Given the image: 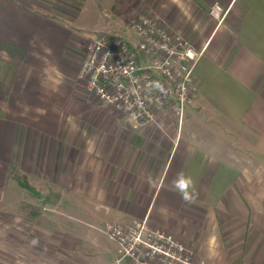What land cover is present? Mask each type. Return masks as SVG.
I'll return each mask as SVG.
<instances>
[{
	"label": "crops",
	"instance_id": "1",
	"mask_svg": "<svg viewBox=\"0 0 264 264\" xmlns=\"http://www.w3.org/2000/svg\"><path fill=\"white\" fill-rule=\"evenodd\" d=\"M96 2L108 6L113 26L152 16L202 50L196 90L179 126L168 112L152 124L121 123L113 109L114 123L65 125L63 111H94L66 77L75 64L71 31L25 0H0V57L13 62L0 67V111L38 117L30 122L28 112L27 122L7 124L0 117V179L5 156L17 167L26 160L30 178L54 181L57 195L73 194L83 214L74 216L77 231L62 220L30 221L26 241L12 237V264H114L118 246L103 224L140 219L195 258L219 260L207 246L223 242L236 264H264V0ZM214 3L226 9L219 24L208 14ZM21 126L28 134L20 151Z\"/></svg>",
	"mask_w": 264,
	"mask_h": 264
},
{
	"label": "built area",
	"instance_id": "2",
	"mask_svg": "<svg viewBox=\"0 0 264 264\" xmlns=\"http://www.w3.org/2000/svg\"><path fill=\"white\" fill-rule=\"evenodd\" d=\"M208 14L219 24L226 9L214 3ZM126 25L130 38L99 33L88 41L79 69L86 94L130 123H156L168 112L179 126L196 90L192 71L202 50L152 16L128 18ZM102 231L118 246L114 264H216L195 258L187 244L146 219L105 223Z\"/></svg>",
	"mask_w": 264,
	"mask_h": 264
},
{
	"label": "rangeland",
	"instance_id": "3",
	"mask_svg": "<svg viewBox=\"0 0 264 264\" xmlns=\"http://www.w3.org/2000/svg\"><path fill=\"white\" fill-rule=\"evenodd\" d=\"M25 1L35 6V8L42 10L46 19L50 22L71 31L73 35L71 54H73L72 57L75 64L71 68H66V77L74 81V83H77L75 88L79 93H82L83 97L90 99L85 92L84 81L79 78V69L84 58L86 45L90 38L99 33H116V35L130 38L129 34H126L125 32L127 31V17H121L120 20L114 24L115 26H113L114 21L110 20L111 11L107 9L108 6L106 4H99L96 0ZM115 28L116 30H114ZM11 60L12 59L7 56H4V58L0 57V67L2 62L5 66L7 64H12L13 62ZM0 86L2 87L1 83ZM86 105L87 109L94 108V111H79V114H75L74 117L71 115V111H63L59 120L65 125L74 123L79 124L81 122L91 123L97 122L98 120L101 121V119H111L112 123L116 122L114 118H112L113 110L111 108H101L99 104L96 103L95 105L94 101L93 104L89 103ZM28 112L29 117L27 115ZM32 112L33 111H23V113L22 111H0V117L4 119L5 124H7L8 121L12 122V118H14L15 121L24 119V122H27V117L30 119V122H32L33 119L38 122V117H34ZM13 114H15V116H13ZM168 115L171 117V120L174 119L170 113H168ZM174 120L171 122L178 124V122H174ZM127 122L124 118L121 119V123ZM27 130L28 129L25 126L17 128L15 146L20 142V151L23 150V143H25L28 134ZM19 149L17 147L16 152ZM5 157L7 158V161L3 164L4 179H0V264H12L16 257L15 255L13 256L16 245L13 244L12 237L19 236L26 241L30 221L62 220L64 226L69 230L77 231L79 228L78 226L81 225L75 222L74 216H76V214L77 216L83 214L76 212L74 209L77 200L73 194L71 196L57 195V187L54 181H44L42 178L33 180L32 177H29V165L26 160H21L22 162L20 166L17 167V165L15 166L12 163L11 154ZM20 157L22 158V156ZM20 180L29 184L34 190V193L22 188L18 184V181ZM59 204L61 205L57 206ZM199 229L201 230V233L197 235L198 240H200L201 243H205V239L208 236L204 228ZM208 248L210 250H208ZM229 249L230 244L223 242L221 244L208 245L207 252L214 251L215 253H218L220 257L219 260H211L210 258L209 260L216 264H218V261H221L223 264H236V260L231 256L229 257V253L231 254V250Z\"/></svg>",
	"mask_w": 264,
	"mask_h": 264
},
{
	"label": "trees",
	"instance_id": "4",
	"mask_svg": "<svg viewBox=\"0 0 264 264\" xmlns=\"http://www.w3.org/2000/svg\"><path fill=\"white\" fill-rule=\"evenodd\" d=\"M18 184L22 188H25L26 190H28L29 192L34 193V190L32 189V187L29 184H27L26 182L20 180V181H18Z\"/></svg>",
	"mask_w": 264,
	"mask_h": 264
},
{
	"label": "clouds",
	"instance_id": "5",
	"mask_svg": "<svg viewBox=\"0 0 264 264\" xmlns=\"http://www.w3.org/2000/svg\"><path fill=\"white\" fill-rule=\"evenodd\" d=\"M192 183V181L191 180H188L186 183H185V186L187 185V184H191Z\"/></svg>",
	"mask_w": 264,
	"mask_h": 264
}]
</instances>
